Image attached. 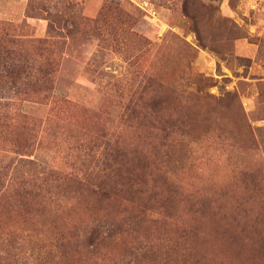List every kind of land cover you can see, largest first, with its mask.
<instances>
[{
    "label": "rangeland",
    "instance_id": "rangeland-1",
    "mask_svg": "<svg viewBox=\"0 0 264 264\" xmlns=\"http://www.w3.org/2000/svg\"><path fill=\"white\" fill-rule=\"evenodd\" d=\"M0 264H264V0H0Z\"/></svg>",
    "mask_w": 264,
    "mask_h": 264
}]
</instances>
